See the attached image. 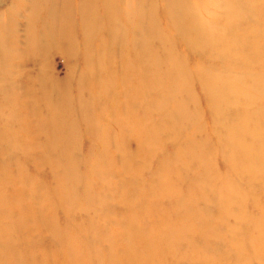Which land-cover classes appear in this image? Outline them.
Segmentation results:
<instances>
[{
  "label": "rangeland",
  "instance_id": "1",
  "mask_svg": "<svg viewBox=\"0 0 264 264\" xmlns=\"http://www.w3.org/2000/svg\"><path fill=\"white\" fill-rule=\"evenodd\" d=\"M178 1L0 0V235L30 264H264L263 17Z\"/></svg>",
  "mask_w": 264,
  "mask_h": 264
},
{
  "label": "bare ground",
  "instance_id": "2",
  "mask_svg": "<svg viewBox=\"0 0 264 264\" xmlns=\"http://www.w3.org/2000/svg\"><path fill=\"white\" fill-rule=\"evenodd\" d=\"M172 1L175 4H177L178 6L181 5V3L178 0H172ZM234 1H236V3H237L236 4V7L233 5V2ZM206 2L207 3H211V5H214L217 8H227L228 7L230 9L229 12L227 14H223V15L224 16L226 15V19L229 22H231V20L229 19V17L231 15L233 16L234 14L237 17H234L233 19H237V18L240 19V17L238 16V14H243V15H246V14H257V15L263 17V19L260 21V23L253 28V31L256 32L255 33L256 37H259V38L263 39V36H264V13H259V12L255 11L254 8H253V7H256L257 2L259 4H261L262 3V0H220V1L219 0H206ZM246 5L248 6V12H247V10L245 8ZM180 8H181V16H179V18H181L180 20H185V18H188L187 17L188 16V13L186 14L185 7H180ZM199 12L200 11L198 10V13L191 15L193 17L195 23H196V24H194V26H195L194 31L196 33L202 30L201 25L198 23V14H199ZM213 13H215V12L213 11ZM212 30H213V28L211 26L209 32H212ZM251 40H254V39H251ZM259 48L264 49V39L262 40V44H261V46ZM262 57H264V53L262 54ZM167 70H169V69H167ZM167 75H168V72H167ZM162 77H166V74H163L161 76V78L159 79L160 82L163 81V78ZM259 84L261 85L262 89L264 90V80H259ZM203 87H204V89H205V87L207 89V85H205V86L203 85ZM207 90H206V92H207ZM48 93H50L52 95V93L54 94V91H52V93H51L46 88L45 89V94H48ZM208 94H210V92H208ZM245 163H246L245 166L247 167L248 161H245ZM250 167H251V164H249V168ZM22 176H24V175H22ZM20 177L21 176H19V179H20ZM211 179L212 178H209L208 180L211 181ZM22 182L23 183L29 182L27 184L32 185V183L29 180H27V178L25 180H20V183H22ZM24 186H26V185H24ZM24 186H22V187L25 189ZM32 191H33V192H31V196L32 197H30L31 198L30 200L33 202V199H35V205H36V202H37L38 205H40L39 206V209H38V206H37V210L34 209L37 214H40V211L42 212L44 209H47L48 208L47 205H46V203H45L46 202V196L43 194L42 191L40 192V190H38V188H36V187H34V188L32 187ZM12 195H14V193H12ZM18 200H20V199H18ZM180 201L181 200H179V203H180ZM18 204L21 207V203H15L14 206H13L16 210H19L20 209L19 206H18ZM38 210H39V212H37ZM9 213H11V211H9ZM46 224L47 223H45L44 225H46ZM48 224H52V222H50V223L48 222ZM42 225H43V223H42ZM44 225H43V227L45 228ZM3 238L6 239L5 238V235L3 236ZM146 240L148 242L149 241H154L155 238H154V236L149 235L148 236V239H146ZM6 243L2 239V236L0 235V255L3 254L5 256L11 258V264H30L31 263V261L33 260V258H32L33 257L32 248H29V249L25 248V250H23L22 252H20V251H18L16 249V246L14 247V244H13V246L10 248L11 250H8L6 248V245H5ZM136 245L139 246V248H140V250L138 252L132 251L133 247L136 246ZM154 246H150V244H134V245L127 244V246H125L123 248L125 250H127L129 248V252H130L127 255L126 259H125L126 264H141V259L138 260V258L136 256L138 255L140 257V254H143L144 252H146V254H151V252L153 251L152 247H154ZM53 253L56 254L55 252H53ZM136 262H138V263H136ZM53 264H55V263H53Z\"/></svg>",
  "mask_w": 264,
  "mask_h": 264
}]
</instances>
